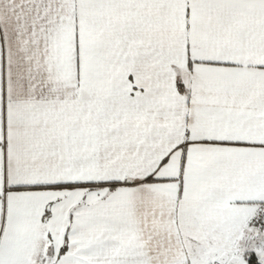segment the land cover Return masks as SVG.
Masks as SVG:
<instances>
[{
	"label": "snow or ice",
	"instance_id": "1",
	"mask_svg": "<svg viewBox=\"0 0 264 264\" xmlns=\"http://www.w3.org/2000/svg\"><path fill=\"white\" fill-rule=\"evenodd\" d=\"M0 264H264V0H0Z\"/></svg>",
	"mask_w": 264,
	"mask_h": 264
}]
</instances>
